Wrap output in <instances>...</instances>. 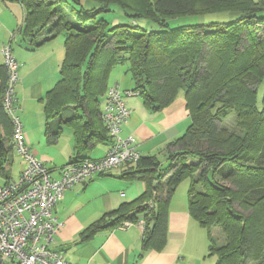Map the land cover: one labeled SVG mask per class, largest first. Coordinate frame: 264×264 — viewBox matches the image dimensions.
<instances>
[{"label": "trees", "instance_id": "16d2710c", "mask_svg": "<svg viewBox=\"0 0 264 264\" xmlns=\"http://www.w3.org/2000/svg\"><path fill=\"white\" fill-rule=\"evenodd\" d=\"M7 1L23 8L17 32L32 45L41 36L63 37L59 79L42 99L43 111L47 118L71 106L84 112L64 121L74 125L76 147L110 140L99 109L115 66L126 64L134 83L131 92L151 111L183 93L190 123L167 145L177 149L166 153V166L144 156L124 169L123 177L145 180L144 192L107 213L110 220L103 216L92 223L81 240L104 227L118 229L124 220L144 219L143 248L161 250L171 195L188 178L189 214L207 231L206 256H212L213 264H264V38L247 43L256 22L264 20V0H236L243 8L231 11L217 8L236 14L225 22L176 25L173 18L213 13L199 12L197 3L212 8L232 0H143L141 5L127 0ZM125 18L157 26L144 28ZM43 28L46 35L35 39L34 32ZM5 83L0 62V125L11 140V121L2 107ZM231 113L233 128L224 125ZM6 152L0 139V157ZM79 159L86 158L76 153L69 163ZM212 226L222 229V244L212 239Z\"/></svg>", "mask_w": 264, "mask_h": 264}, {"label": "crops", "instance_id": "0c3cea01", "mask_svg": "<svg viewBox=\"0 0 264 264\" xmlns=\"http://www.w3.org/2000/svg\"><path fill=\"white\" fill-rule=\"evenodd\" d=\"M22 19L23 8L19 3L0 0V47L12 39L10 46L18 62L19 75L15 104L24 126L25 140L36 158L47 166L50 176L59 179L61 168L76 153L82 158L98 159L104 155L111 140L104 139L85 148L76 147L74 125L64 121L84 114L80 108L71 106L54 117H46L42 99L59 79V65L64 55L63 37L61 34L53 38L41 36L40 43L32 45L17 32ZM14 40L16 48L13 49ZM113 82L119 84L125 105L130 110L121 136L133 135L141 156H154L164 165L162 168L165 167L168 163L166 153L177 149L167 145L190 123L183 93L180 92L165 108L151 111L139 95L126 93L134 88L126 65L114 68L108 84ZM105 94L106 91L100 100L99 116ZM9 136L0 125V139L7 150L6 155L0 157V186L17 179L25 167L24 159L14 153ZM124 169L114 167L98 174L92 181L76 183L64 192L52 209L53 218L61 224L51 241L52 249L78 264H203L209 239L207 231L189 214V179L181 181L171 195L166 240L161 250L143 248L142 229L137 226L125 230L104 227L89 239L81 240V233L92 223L103 216L105 221L110 220L107 213L134 201L144 192L145 180L140 175L123 177ZM157 183L154 180V184Z\"/></svg>", "mask_w": 264, "mask_h": 264}, {"label": "built area", "instance_id": "2783aa9c", "mask_svg": "<svg viewBox=\"0 0 264 264\" xmlns=\"http://www.w3.org/2000/svg\"><path fill=\"white\" fill-rule=\"evenodd\" d=\"M0 53L6 71L2 107L11 121L13 148L25 161L17 179L0 186V264H78L48 247L61 225L53 218L52 209L74 184L91 181L114 167H130L141 158L135 137L121 136L122 125L130 115L123 91L117 82L108 85L106 90L100 117L111 143L104 155L70 162L61 168L59 179H54L25 140L24 126L15 104L18 62L10 44L1 45ZM126 93L132 94L131 91ZM144 224V219L124 220L117 228L136 225L145 229Z\"/></svg>", "mask_w": 264, "mask_h": 264}, {"label": "rangeland", "instance_id": "374dc122", "mask_svg": "<svg viewBox=\"0 0 264 264\" xmlns=\"http://www.w3.org/2000/svg\"><path fill=\"white\" fill-rule=\"evenodd\" d=\"M2 1V0H1ZM127 1H129L130 3H133V4H136V5H141V3L143 2V0H127ZM254 2H258V0H253ZM17 3V2H16ZM66 4H70V3H66ZM65 4V6H67V7H69V5H66ZM1 5H3L2 3H1ZM87 6H92L93 4H90V3H88V4H86ZM242 4H241V2H238V1H236V0H232L230 3H224V4H217L216 5V7H210V8H207L206 6H204V5H202V4H200V3H197V6H198V11L199 12H207V11H210L211 10V12H213V13H207V14H199V15H191V16H183L182 18H181V20H179L178 21V19L180 18H178V17H176V18H173V20H176V21H174V22H177V23H175V25L176 24H179V23H181V22H183V23H209V22H213V21H220V22H225V21H228V20H231V19H233L234 17H235V15L236 14H232V13H230V14H228V13H226V12H224V11H222V12H215V11H220V10H218V9H227V11H231L232 9L231 8H236V7H241V8H243L242 6H241ZM4 7H6L5 5H3ZM246 5H244V7H245ZM218 8V9H217ZM106 18H109L108 17V15H106ZM110 19V18H109ZM124 21H126V22H129L128 20H130V22L129 23H131V21H132V25H139V26H141V27H144V28H150V29H154V28H156V24L154 23V22H152V21H147V20H145V19H143V18H131V19H129V18H125V19H123ZM256 25L257 26H255V27H253V29H252V31L249 33V37H248V39H249V41L247 42V43H249L250 41L251 42H253V43H257L258 42V39H263L264 38V20H260V21H258V22H256ZM256 28H257V30H256ZM44 31V28L43 29H41L40 31H38V32H34L35 33V35H34V38L35 39H38L41 35H46V33L45 32H43ZM41 38V37H40ZM39 38V39H40ZM6 44V43H5ZM13 49L14 48H16V43H15V40L13 41ZM263 48H264V46H263ZM125 65L126 64H119V65H117V66H115L114 68H116V67H118V66H120V67H125ZM114 68H113V70H114ZM113 70L111 71V74H112V72H113ZM224 125H226L227 127H229V128H233L234 127V125H235V120L233 119V117H232V113L231 114H229L225 119H224ZM14 151V153L16 154V155H18V153L15 151V150H13ZM19 156V155H18ZM142 157V156H141ZM187 160L190 162H192V160L193 159H191V158H187ZM167 161V160H166ZM166 163V162H165ZM162 166H164L163 164H160V167H162ZM198 173V171L197 172H195V174H197ZM194 174V175H195ZM216 177V176H215ZM217 178L218 179H216L218 182H220V183H222V180H220L219 178L220 177H218L217 176ZM186 179H188V178H186ZM0 183H1V176H0ZM197 184H199L198 185V188L200 189V190H202V185H201V183L200 182H197ZM132 226H136V225H132ZM132 226H130V227H132ZM144 226L146 227L147 226V223L145 222V224H144ZM127 229V228H126ZM120 230H125V229H120ZM206 230V229H205ZM210 233H211V237H212V239L217 243V244H222L223 242H224V235H223V232H222V229L219 227V226H212L211 228H210ZM54 237V236H53ZM48 247L51 249V250H54V249H52V247H51V243L48 245ZM54 251H57V250H54ZM57 252H59V251H57ZM59 253H61V252H59ZM62 254V253H61ZM63 255V254H62ZM203 255H204V253H203ZM203 255H201V256H203ZM210 258H211V261H213V259H212V256L211 257H209V256H207L206 258H205V260L204 259H202V261H203V264H213V262H211L210 261ZM206 259H208L207 261H206ZM215 259V258H214Z\"/></svg>", "mask_w": 264, "mask_h": 264}, {"label": "bare ground", "instance_id": "6f19581e", "mask_svg": "<svg viewBox=\"0 0 264 264\" xmlns=\"http://www.w3.org/2000/svg\"><path fill=\"white\" fill-rule=\"evenodd\" d=\"M102 111V110H101ZM142 231H144V229L142 228Z\"/></svg>", "mask_w": 264, "mask_h": 264}]
</instances>
